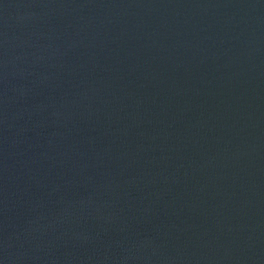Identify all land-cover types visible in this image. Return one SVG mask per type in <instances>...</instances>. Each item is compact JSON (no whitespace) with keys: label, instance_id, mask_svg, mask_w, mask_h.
<instances>
[{"label":"water","instance_id":"95a60500","mask_svg":"<svg viewBox=\"0 0 264 264\" xmlns=\"http://www.w3.org/2000/svg\"><path fill=\"white\" fill-rule=\"evenodd\" d=\"M0 264H264V0H0Z\"/></svg>","mask_w":264,"mask_h":264}]
</instances>
